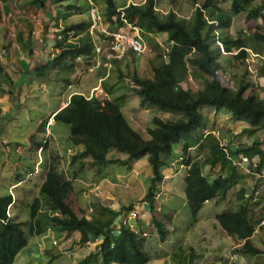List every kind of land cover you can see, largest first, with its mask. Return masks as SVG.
Instances as JSON below:
<instances>
[{"label":"trees","instance_id":"16d2710c","mask_svg":"<svg viewBox=\"0 0 264 264\" xmlns=\"http://www.w3.org/2000/svg\"><path fill=\"white\" fill-rule=\"evenodd\" d=\"M56 3L71 0H54ZM198 6L195 9L192 21L187 23L173 10L162 15L156 8V0H146L145 4H130L124 6V17L130 24L140 29V35L156 36L162 38L169 46L165 53L160 41L148 43L154 46L155 57L150 61V69L147 74L136 72L134 77L124 76L129 74L131 62L123 60L119 63L120 76L134 80V87L143 103L156 105L160 110L180 115L176 119L164 120L154 117V126L145 129L133 126L128 114L118 104L113 105L106 98L93 96L88 98L83 94L75 93L71 96L66 107L60 110L54 121L61 122L70 127L69 138L75 145H82L83 150L76 155L81 159L91 158V163L101 172L110 161L127 164L143 157L148 158L152 172L151 184L142 201L150 203L154 209V197L160 190V184L164 179V170L173 166L172 159L178 146L183 153L188 154L189 140L204 134L205 123L208 117L203 110L227 109L237 119L246 121L249 126L244 130L247 136L264 130V97L257 93L255 84L247 80L246 76L235 75L234 84L230 78L233 74L221 63L220 51L213 49V44L222 43L223 47L233 60H247L250 50L255 51L258 57H264V6H254L246 10L243 3L249 0H229L231 8H224L218 0H190ZM40 6L45 0H31ZM106 16L112 19L120 14L114 0H105ZM4 9L9 11L7 3ZM72 6V5H71ZM246 11L248 18H262V25L249 36L230 38L219 33L230 26L232 18ZM1 19V8H0ZM119 25L123 21L119 19ZM87 22L71 23L64 29L65 33L75 32L79 38L75 42H69L65 36L57 41L59 53L42 72L48 73L62 65L69 57L72 60L78 55L91 54L93 44L86 33ZM218 36V42L216 37ZM150 40V39H149ZM263 43L262 48H257L251 41ZM164 45V44H163ZM254 49V50H253ZM126 62L124 67L123 63ZM191 71V72H190ZM223 73V76L220 74ZM40 72V74H41ZM131 72V71H130ZM201 72V73H200ZM124 73V74H123ZM135 73V72H134ZM199 79L204 75L210 77V82L205 86H185L188 76ZM230 76L229 78L227 76ZM258 77L264 94V59L259 68ZM227 78V79H226ZM119 108H118V107ZM202 147L209 148L211 156L205 160L206 165L212 168L221 165V170L210 181L203 173L201 163L193 161L192 157L186 158L188 168L184 178L185 197L196 221L205 202L217 198L218 203L225 200L229 191L237 184H244V175H239V170L231 159L243 155L256 157L258 174H264V138L256 139L251 145L225 149L221 138L209 135ZM110 150H118L126 153L127 158H109ZM53 157V156H52ZM171 159V160H170ZM189 166V167H188ZM68 171V170H67ZM68 173V172H67ZM70 173V172H69ZM225 173V174H224ZM64 171H60L57 160L50 161L46 179L40 187L39 196L31 201V221L27 232L24 223L14 221L8 214L9 205L12 203V195L0 196V264H13L19 252L28 244V237L34 232L42 233L44 227L51 225L56 230L65 234L79 232L82 236H99V254L103 264H146L149 262L148 254L144 251L138 240V235L129 228H125L120 236L111 234L110 226L114 220L122 215V212L114 210L110 206H102L106 212L105 217L80 216L70 203L73 191L72 182L68 180ZM248 185H244L239 191V201L244 203L238 210H229L217 214L219 224L229 234L243 240L238 248L239 253L256 256L263 253L262 248L256 246L251 237L255 234L259 214L251 206H248L246 193ZM51 208L54 214L51 218L42 219L39 215L42 205ZM133 207L130 205L128 208ZM108 213V214H107ZM153 223L158 229L161 240H165L168 230L162 221L153 217ZM71 250V248H68ZM184 251V250H183ZM88 258L77 264H86Z\"/></svg>","mask_w":264,"mask_h":264},{"label":"crops","instance_id":"0c3cea01","mask_svg":"<svg viewBox=\"0 0 264 264\" xmlns=\"http://www.w3.org/2000/svg\"><path fill=\"white\" fill-rule=\"evenodd\" d=\"M3 1L8 5L9 11L6 13H9L11 15L9 2L20 1V0H3ZM22 1L25 2L26 4H30V3L33 4L31 0H22ZM76 1L77 0H71V1L56 3L54 0H46L45 2H42L41 5L39 6L40 8L39 12H42L43 14L37 13L41 17V22H39L37 25L40 27H39V32L37 31L36 35H33L31 33L33 28L32 27L33 21L30 18L31 14L30 15H27L25 13L21 14L20 12L22 10H17V13L13 14V16H16V20L12 19V23L0 25V139L1 140L3 139V141L8 142L7 145L4 144L3 142H0V188L2 187L5 189L8 188L9 193L13 197L12 203L9 205V216L13 208H26V206L28 205L31 206V201L33 200L31 198L33 197V195L39 196L40 187L46 179L47 171L49 169L50 154L49 151H44L46 145H42L41 142L35 138L36 132H39L40 130L44 131L47 124H51V126H55L56 122H54V117H53L54 114H56L59 110H61L62 108H64V106L67 105L73 94L82 92V91H72L75 85L74 83L80 82L83 78L80 77V74L76 73V77L73 78L74 79L73 81L70 80L69 77L68 78L65 77L63 79L62 73H64L66 69L67 70L71 69L72 71H76V69H80L83 71L86 69V66L83 63L76 62L74 59L72 60L71 58L68 57L62 65H60L55 69H51L48 73H46V70H43L42 72L40 71V69H45L48 66V64L52 62L54 57L59 53L60 49L59 47H57L58 40H62L65 36L68 37L69 42H75L78 40L79 34L75 32H70V33L64 32V29L67 25L71 23L81 22L82 19H84V10L79 14L75 13V9L82 10L78 2ZM95 1L97 2V0ZM86 2L88 5L87 13H89L90 4L88 0H86ZM156 3L158 4V2ZM9 30L10 32H12V36H9ZM161 45H163V43H161ZM129 59H131V56L127 57L125 60L127 61ZM98 71L100 75L99 80L100 82L102 81V83H98L95 86L92 85L90 87L89 92L85 91L86 96L87 94L92 95L93 90L97 89L98 86H101V84L102 86H104L103 83L105 84V80L107 79V77L109 78L110 76L109 74L108 75L106 74V71L104 69ZM102 72L104 74L103 76H101ZM84 74L85 73L81 75ZM53 80H61L62 85L58 83V85L55 86L54 88L51 87V82ZM70 84H72L71 88H69ZM100 88L97 89L98 90L96 91L97 94L104 92V89L102 88L100 89ZM16 93H18V96L15 95ZM50 94H54L55 97L52 98L51 96L50 98ZM32 101H36L34 103L37 109H42L45 106V104H46L45 107L48 109V111H46L45 114L41 115V117L38 118V122L35 126H33V124H28L27 119H29V117L26 116L24 113L25 112L24 109L28 104L30 105ZM54 102L56 104L52 107V103ZM28 110L31 111L30 109ZM21 116H23L22 120H21ZM24 117H27V119L24 120L25 119ZM23 120L26 121L27 124H23L22 122ZM245 123H246V127H248L249 124L247 122ZM26 125L28 126L27 129L28 132L25 133L24 136L22 133H20L19 135V130L22 129V127H25ZM51 133L52 135L54 134L55 136H58L57 139L59 138V136L60 138L62 136L61 133L57 132V130L55 131L54 129L53 130L51 129ZM208 134L207 135L201 134V136L189 140L190 146L188 150V156L190 153H192V150L194 149L196 150L195 146L199 148L201 147L200 150L199 148L197 150L198 156H196V160L202 157L204 158L203 161H205L207 158L211 156V152L209 148H207L206 146L202 147L203 145H205L204 142H206L205 139L208 136ZM242 134L244 135V133ZM250 138L255 139L254 135L248 136L249 141L246 140V142L243 141L245 140L243 138V140L241 141L242 143L239 142L237 148L251 145L252 142H254L255 140L252 139L250 141ZM21 139H23V141H21ZM229 145L231 146V144ZM7 146L9 147V150H7L8 148ZM178 147L182 149L181 146ZM83 148L84 147L82 145H77L73 150L77 152V149H80L82 151ZM177 149L179 148H176L175 152L181 150V149L179 150ZM231 149L235 150V148L232 147ZM68 150L69 148L67 149V151ZM43 152H44V158L42 159ZM70 155H75V154H67L68 159H69L68 156ZM244 156L249 158L247 162L242 161V158ZM244 156L240 158L237 155L231 158L236 164V166L240 165L243 170L242 172H245L246 179L244 178L245 180H243L244 184L243 185L237 184L236 186L242 188L245 184L248 185L249 190L246 193V198L248 197V200H244V201L245 202L248 201V206L249 207L252 206L254 208L255 205L251 204V198L254 196V191L255 193H258L257 189H259L258 188L259 186L257 185L260 181H264V176L258 174L255 171L257 165V160L255 159V157L253 158L248 155H244ZM174 159L175 157L172 159L173 163H175ZM62 160L65 163V160L64 159ZM202 165L204 168L203 171H205L206 175H208V179L210 181L214 179V178L212 179V176H210V174L213 172V176L215 177L218 171L221 170L220 168V170L216 171V167H218V165H216L213 168L210 165H206L204 163H202ZM239 168L240 167H238V170ZM69 170L70 167H68V173ZM132 170L133 173H135V175H139V173L134 171L133 167ZM176 171H179V169L177 170L176 164H173L172 167L166 168L164 170L165 176L161 184L162 183L164 184L165 182L170 183V179L175 180L176 177H178L179 175L177 174ZM214 171H216V173ZM102 172H104L103 169L101 173ZM239 172L241 171L239 170ZM130 173L132 174V172ZM251 175L255 177L254 181H252L253 176ZM184 178H185V174L183 175V182H184ZM80 179H81L80 176L76 177L75 174L71 178L70 177L68 178V180L71 182H73L74 180L80 182L81 181ZM121 179L122 178H120L119 174H117L116 180L110 179L109 177H107V175L102 176V174H100L99 177H97L96 181H91L90 183H96V184L99 183L100 185L104 184L102 188L106 195V199L104 198L105 200H103L102 198L93 197V199H95L93 205L94 203H100L102 206H107L108 205L107 203L110 204L112 202L113 206H115L114 210L116 211L120 210L122 212V215L114 220L115 223L114 227L116 228L117 237L120 236L122 231L125 229L123 225V220L125 219L124 214H128L131 211L138 212L137 217L131 218L129 222L135 224L136 229L139 231V234H137L138 240L140 241L141 244L143 241L142 247L144 251L148 254V257L150 259L147 264H153L152 262L154 261H156L157 264H170L174 261L177 263L182 262L183 264H185V261H187L189 264H197L199 260H202L204 264H227V260L225 257H222L221 260L213 259L212 258L213 254L210 251L212 249L214 250L223 240L231 244L233 248L236 247L237 250L240 246L243 245L244 243L243 240H240L239 238H235L234 235L229 234L219 224L218 220L216 219L218 213H215L214 215H211L210 213L200 215L199 213L198 219L194 222L195 226L193 228V229L198 228V230L200 231V233L198 234L199 239L198 241L197 240L193 241L189 237L190 235L189 231L185 233V229L180 225L181 223L180 215H179L180 211L177 208H175L174 205L171 206L169 204L171 199H173L174 196H177V194H175L176 191L173 192V190H169V189L166 190L164 186L161 187L160 184V188H159L160 191L156 193L157 194L156 197L158 196L156 199L157 200L162 199L161 202H163V204L160 203V206L162 208H156L155 206L154 208L155 210H152L151 208L149 210L148 208L145 207H147L150 203L142 201L141 199L138 200L139 196L134 194V190L136 192L137 188L140 186L139 183L142 182L137 180V183L134 184L135 189H132L131 187V185H133L132 183H129L128 185V180L125 181V179L123 180ZM167 179H169V182L167 181ZM6 181H8V183H6ZM125 182H127V186H124ZM86 183L87 182H84L85 187L88 184H90V183L88 184ZM25 185L28 186L26 187ZM241 188H239V190H241ZM30 191L32 196H29ZM9 193H3L0 194V196L8 195ZM211 200H213L216 205L219 204L217 198H213ZM207 202H205V204ZM126 203H128L127 206ZM184 204L188 205V201L186 198L185 201H183V205ZM243 204L244 203H242V201L238 200V206L241 207V205ZM130 205H133V207L128 208ZM42 208H46V206L43 204L41 206L40 212L42 211ZM90 209H92V212L89 213L87 217L100 216L104 218L107 212L104 209L101 210L99 208V205L90 207ZM55 214L58 213L56 212ZM153 217H156L157 219L162 221L163 224L166 226L168 230V234L166 235L165 240H161L158 229L153 223ZM10 218L13 219V216H10ZM191 227H193V225ZM52 229H53L52 233H54L56 236H59V240L57 241V243L59 244L58 245L54 244V241L56 240L53 239V245L55 246V249L45 248L47 249L46 254L50 256L52 259L58 257L59 261L61 260L62 257H65V259L72 258L71 261L68 260L69 262L60 261L58 264L60 263L77 264L79 262H82L85 258H88L89 260L86 264H103L102 257L98 253L99 243L101 242V239L99 240V242L93 241L91 247L88 248L81 247L80 251L73 256L72 249L70 251V249L62 250V248H70V247L73 248L75 247L74 246L75 243H78L79 240L83 238L93 239V236L88 235L84 237L79 232H74L68 235L56 230L55 228ZM257 231L258 228L256 232ZM255 234L251 237V240L256 246H258L255 241ZM34 235H31V237H33ZM50 236L52 237V234L51 232H48V235H46L45 237L49 238ZM144 239H146L145 242ZM166 243H170V246H166L165 245ZM201 244H207L210 247H208L206 251L203 248L199 249L198 246ZM150 248H152L154 251L149 253L148 249L152 250ZM177 248L181 249L180 251L181 253L183 250L186 251L187 253L192 252V258L190 259V261H189L190 256L188 258H185L184 256L178 253L174 254L173 258L170 260L171 252L174 249L177 250ZM188 248H190L191 250H188ZM209 253H210V258H209ZM39 256L40 254L38 255V257ZM247 256L251 258V257H256L258 255L256 256L247 255ZM235 259H238V254H234V260ZM242 261L247 263L245 259L241 260L240 263L237 260L236 262L235 261H231V262L232 264H241Z\"/></svg>","mask_w":264,"mask_h":264},{"label":"rangeland","instance_id":"374dc122","mask_svg":"<svg viewBox=\"0 0 264 264\" xmlns=\"http://www.w3.org/2000/svg\"><path fill=\"white\" fill-rule=\"evenodd\" d=\"M79 1L77 0L76 2H78L79 6L82 8V10L81 9H75V13L79 14L80 12H82L84 10V19H82V21H84V20H87L86 17H89V13H87L88 12V5H87L86 0H81L80 3H79ZM114 1H115L116 5L119 7H122L129 2V0H114ZM218 1H219L220 5L223 6L224 8H228V9L231 8V1H229V0H218ZM157 2H158L159 12L162 15L165 12H167L168 10H174L176 13H178V16L180 18L186 20L187 23L192 21V18H193L194 13H195V7L197 6L190 0H157ZM96 3L98 6L102 7V10H104V11L107 10L105 0H97ZM243 5L246 8V10H249L254 6H260V5L264 6V0H249V2H247V1L244 2ZM9 6H10L11 15L9 13H6V10L4 9V1L0 0V8L2 9L1 10L0 25L12 23V19L16 20V16H13V14L17 13V10H22L20 12L21 14H24V13L27 15L31 14L30 15L31 19H33L34 15H37L39 18V22H41V17L39 16V14H43V13L39 12L40 11L39 6H35L31 3L26 4L22 0L14 1V2L10 1ZM29 7H30V9H29ZM33 8H34V10H33ZM37 13H39V14H37ZM260 25H262V18L261 17H258L255 19H250V18H248L247 12L244 11L241 14L233 17L231 25L226 27L223 30V32L220 31L219 33L224 34V36H229L230 38L235 39V38H238L240 36H244V37L249 36L251 33L257 31V29ZM32 27H33L32 29H35L39 32L40 26L32 25ZM128 30H130V29H128ZM9 36H12V32H10V30H9ZM142 37L146 41H148L149 43H154L157 40L160 41L161 43H163L164 45H162V46L165 50L163 52H165V53L169 50L168 44L166 42L162 41V38L156 39V36H154L153 34L148 35L147 37H145V36H142ZM216 39L218 42V36L216 37ZM251 42L257 48L263 47V43L259 44L258 43L259 41L254 40ZM217 46H218V49L221 53L219 60L227 68V71H229V74H230V72L232 74L234 73L233 78L232 77L230 78L231 82H233L232 85L234 84V80H235L234 77L236 74L239 76H246L248 81H251L255 84V88L257 89V93L260 94L262 97H264L263 90L261 87L262 86L261 81L259 80V77H258L259 68L263 65V59H264L263 56H262V58L258 57L257 53L255 52L257 50L253 49L254 51L250 50L249 58H247V60H245V61L237 60V61L231 62L233 60V57L231 54L228 53V51L225 50L222 43L213 44V49L215 51H218ZM152 47H154V46H152ZM155 54L156 53L154 51L152 54L143 53L141 56H135V55L131 56V59H129V60H131L130 61L131 66H130V69H127V70H129L128 71L129 74L128 75L125 74L124 76L134 77V75H132V74H136V72L139 73V70L142 71L143 68H146L145 71H142L143 75L147 74L146 73L147 68H148V70L150 69V61L154 59ZM123 65L125 67L126 62H124ZM81 72H82V70H80V69H76V71H72L71 69H68V70L66 69L65 72L62 73L63 79L65 77H67V78L69 77L70 80H73V81H74L73 78L76 77V73L80 74V77H83L80 82L74 83L75 85H74V88L72 89V91H82L86 95V92H89L90 87L92 85L95 86L98 83H102V81L100 82V80H99V78H100L99 71L87 72L84 75H81ZM119 72H120V70L118 68H114L110 72H108L110 76H109V78L107 77V79L105 80V84L103 83L104 86H102V84H101V86H99L102 89H104V92L94 94V95L96 97H99V98H106V99L110 100V102L113 105L118 104L121 107V109L124 112H126V114H128V116L131 119V122H132L134 127H136V128L142 127L145 129L148 126H154V122H153L154 117H160L164 120L176 119V118L180 117V115L173 114L171 112L162 111L156 105H153L151 103H143L142 97L140 95H138V93L135 90L136 87H134V85H135L134 80H132L131 78L121 77ZM72 73H74V74H72ZM106 74H107V72H106ZM220 74L223 76V73L221 71H220ZM103 75L104 74L102 72L101 76H103ZM188 77H189L188 81L184 83L185 86H193V87L197 88L198 85L203 87V86H205V83L210 82V77L206 76V75H204L203 77H201L199 79H195V77L193 78L192 75H190ZM227 77L229 78L230 76L228 75ZM61 80H53L51 82V87L54 88L55 86L58 85V83L60 85H62ZM50 93H51V91H50ZM54 93H56V92H54ZM57 95H59V94H57ZM51 96H52V98L55 97L54 94H50V98H51ZM87 96H89V94H87ZM34 102H36V101H32L30 103V105L28 104L26 106V108L24 109L25 115L29 117V119H27V117H24L25 118L24 120L27 119L28 124H33V126H35L37 124L38 118L41 117V115L45 114L46 111H48V109L45 107L46 106L45 102H44L45 106L43 105L44 107L42 109H37ZM55 104H56L55 102L52 103V107ZM28 109H30L31 111H29ZM203 111L208 116V122L205 123V126L203 128L204 134L207 135L209 133L208 136L209 135H215V136L221 138L223 146L225 148H227L228 150H232L231 147L235 148V150H236L237 145L239 144V142H241L243 140V138L245 139L243 141H245V142H246V140L249 141L248 136L247 135L245 136V133H244V130L247 128L246 123H245L246 121L243 122V120L237 119L236 116L232 115V113L230 111H228L227 109H221V110L212 109V110H207V111L203 110ZM22 117L23 116H21V120H22ZM24 120L22 121L23 124H27V122ZM54 122H56V121H54ZM27 129H28L27 125L25 127H22V129L19 130V135H20V133H22L24 136L25 133L28 132ZM49 129H52V130L54 129L55 131L57 130V132L62 134L61 138L59 136V138L57 139L58 136H55L54 134L52 135V133L49 132ZM242 133H244V135ZM69 134H70V127L68 125L61 123V122H56L55 126L49 125L48 127H46L44 129V131L40 130L39 132H36L35 138L38 139L42 145H46L44 151H49V154H50L49 164H50L51 159L53 158L54 161L57 160V163H59L60 171H64L68 178L69 177L71 178L74 174L76 177L80 176V178H81L80 182L75 181V180L72 182L73 191H72V194L70 196V203H72V206L76 209L77 213L80 216H82L84 214L86 216H88V214L92 212V209H90V207H94L97 204V203H94V205H93V202H95V199H93V197L102 198L103 200L106 199V195H105L103 189H102V191L98 192V195H92V193H90V192L86 193V191L88 190L87 187H89L88 183H90L91 181H96L97 177H99L100 174H102V176L107 175V177H109L110 179H114V180H116L117 174H119L120 178H122L121 180H123V179H125V181L128 180V185H129V183L133 184V185H131L132 189H135L134 184L137 183V180L141 181L142 183H139L140 186L137 188V191L135 192V190H134V194L139 196L138 200L139 199L142 200V198L145 196V194L149 190V187L151 184V179L153 176L152 172H151V168H150L149 163H148L147 157H143V158L135 160V161H129L127 164H124L121 161H119V162L110 161L107 165H105L103 167L104 172L98 173L96 167L93 166V164L91 163L90 158L81 159V158H79V156H81V155L76 157V155L81 152L80 149H77V152L72 151V154H75V155H70V156H68L69 159L67 158V154H68L67 149L68 148L75 149L74 143L69 138ZM254 137H255V139L250 138V141L252 139L256 140L259 138H264V130L261 129L260 131H258L256 134H254ZM21 141H23V139H21ZM61 142H62V144H61ZM204 144H206V143H204ZM229 144H231V146ZM263 147H264V145H263ZM177 148L181 149L180 147H177ZM195 148H196V150L195 149L192 150V153H190L189 156H191L193 158L192 159L193 161H198L199 163H201L202 169L204 170L203 165H202V163L205 162V161H203L204 158L201 157L200 159L196 160V156H198L197 150L199 147L195 146ZM179 149H177V150H179ZM200 149H201V147L199 148V150ZM174 155H175V159H174L175 163H173V164H176L177 170L179 169V171H176L177 174H179V175H178V177H176L175 180L170 179V183H167V182H165L164 184L162 183L161 187L164 186V188L166 190L169 189V190H173V192L176 191L175 194H177V196H174L173 199H171V201L169 202V204L171 206L174 205V207L180 211V214H179L180 215V221H181L180 225L185 229V233H187L189 231V234H190L189 237L193 241H196V240L198 241V239H199L198 234L200 233V231L198 230V228L193 229L195 226V223H194L195 221L193 219L192 212H191V210L187 204L183 205V201H185V198H186L185 197V187L186 186H185V183L183 182V175L185 174V176H186V174H187L188 168L186 167V164H187L186 158L189 156H188V154H184L182 149L178 152H175ZM240 156L241 155H239V153H238V157H240ZM113 157L119 158L120 160H122V159L127 158V154L120 152L118 150H110L109 151V158H113ZM43 158H44V152L42 153V159ZM194 158H195V160H194ZM62 159L65 160V163L63 162ZM255 159H256V157H255ZM239 160H241V159H239ZM68 162H69V164H68ZM68 167H70V170H69L70 173H67ZM132 167H133L135 172L139 173V175H135V173H133ZM237 167H240L239 170L241 172H239V175L242 174L245 176V172H242L243 170H242L241 166L237 165ZM220 168H221V165L218 164V167H216V171L220 170ZM216 171H214V172L216 173ZM130 172H132V174ZM203 173L206 175L205 171H203ZM210 176H212V179L214 178L213 172L210 174ZM251 176H253V175H251ZM207 177H208V175H207ZM12 178H13V176H12ZM245 179L243 178V180H245ZM261 179H263V178H261ZM114 180H112V181H114ZM254 180H255V177L253 176L252 181H254ZM8 181H6V183H8ZM167 181L169 182V179H167ZM84 182H87L86 184H88L86 187H85ZM97 184L100 185L99 183H97ZM77 185H79V186H77ZM25 186L27 187L28 185H25ZM100 186L103 187L104 184H101ZM124 186H127V182H125ZM257 186H259L258 187L259 189H257L258 193H255V191H254V196L251 198V204L255 205L254 209L256 210V212H258L261 215V214H264V187H262V186H264V181H260ZM257 186H256V188H257ZM239 188H241V187L235 186L234 188H232L229 191L227 198L225 200L219 202L218 205H216L213 200L208 201L204 205L203 209L200 211V215L208 214V213H210L211 215H214L215 213L220 214V213L227 212L229 210L240 209V206H238L239 191H240ZM35 190H36V188H35ZM3 193H9L8 188H6V189L3 187L0 188V194H3ZM29 196H32L31 191H30ZM35 196L36 195H33V197L31 199H33ZM157 197L155 196L154 200H153L154 201L153 203H155L154 208H155V206H156V208H162L160 206V203L163 204V202H161L162 199L160 197L161 200H159V199L157 200L156 199ZM107 204H108V206L115 208V206H113L112 202L110 204L109 203H107ZM127 204L128 203H126V206H127ZM145 208H148L150 210V208H151L150 204ZM12 210H11L10 216H13L14 221L24 223L25 229L28 232L29 227H30V221H31V207L28 205V206H26V208H13ZM55 213L56 212H53V210H51V208H47V205H46V208H42V211L39 213V215L42 219H48V218H51V216ZM8 214H9V209H8ZM192 225H193V227H191ZM52 228L53 227H51V225H47L46 227H44V230L42 233L34 232L35 235L33 237H31V235H30L28 237L27 246L24 247V249H22L19 252V254L16 257V260L13 264H58L60 261H65V262L71 261L72 258H66L65 259V257H62L61 260L59 261L58 257L52 259L50 256H48L46 254L47 249H45V248L55 249V246L53 245V239L56 240V241H54V242H56V245L59 244V243H57V241L59 240V236H56L54 233H52V230H53ZM257 228H258V231L255 234V241H256V244L260 248H262V250H263L262 254H260L256 257L250 258L247 255L239 253L236 247L233 248V246L231 244H229L223 240L219 243V245L214 250L212 249L210 251L213 254L212 258L221 260L222 257H225L227 260V264H232L231 261L236 262V260L240 263L241 260H243V259H245L247 261V263L242 261L241 264H264V215H262V217L259 218ZM48 232H51L52 237H54V238H52L51 236L49 238L45 237L46 235H48ZM140 237H141V235H140ZM87 239L88 238H86V239L83 238V239L79 240L78 243H75V245H74L75 247L72 248L73 256L80 251L81 247L88 248V247L92 246V245L85 246V241ZM145 241H146V239H144V242ZM142 245H143V241H142ZM165 245L170 246V243H166ZM208 247H210V246L207 244H201L198 246L199 249L203 248L205 251L207 250ZM150 249H152V248H150ZM188 250H191V249L188 248ZM148 251L150 253L154 250L148 249ZM180 251H181L180 248L179 249L177 248V250L174 249L172 252L170 251L171 252L170 260L173 258L174 254L178 253V254H181L182 256H184L185 258H188L190 256L189 257V261H190V259L192 258V252L187 253L186 251H182V253H181ZM39 254H40V256L38 257ZM67 254H69V253H67ZM234 254H238V259L234 260ZM155 255H156V253H155ZM209 258H210V253H209ZM156 260H157V257H156ZM152 263L157 264L156 261H154ZM201 263L204 264V262L202 260H199L197 262V264H201ZM60 264H63V263H60ZM170 264H183V263L182 262L177 263L174 261ZM185 264H189V263L187 261H185Z\"/></svg>","mask_w":264,"mask_h":264},{"label":"built area","instance_id":"2783aa9c","mask_svg":"<svg viewBox=\"0 0 264 264\" xmlns=\"http://www.w3.org/2000/svg\"><path fill=\"white\" fill-rule=\"evenodd\" d=\"M88 1L91 5L89 33L94 43V53L87 57H83L81 55L77 56V61L84 62L89 65L88 71L93 72L101 68H106L109 72L112 69L116 68V66L120 62L131 56V54L139 56L143 53L152 51L149 43L145 41L138 33H132L131 30H128V28H136L133 27L129 23L128 19L124 17L123 12L115 15L112 19H107L104 12L100 10V8L95 4L94 0ZM145 2L146 0H130L129 3L144 4ZM166 13L168 12H165V14ZM119 19L123 21L122 25L118 24ZM32 21L33 25L37 26L39 23L38 16L34 15ZM32 33L36 35L37 30L32 29ZM69 87H72L71 84L69 85ZM0 142H3L6 145L8 144L7 141H3L1 139ZM7 150H9V147L7 148ZM248 160L249 158L246 156L242 158L243 162H247ZM88 186L89 187H87L88 190L86 191V193L90 192L93 195H98V192L102 191V187L98 184L91 183ZM124 215L125 219L123 220V224L129 225L131 228H136V225L130 223L129 221L131 218H136L138 212L131 211L128 214ZM114 226L115 224L111 226V231L112 233L116 234V228Z\"/></svg>","mask_w":264,"mask_h":264},{"label":"clouds","instance_id":"9594fccd","mask_svg":"<svg viewBox=\"0 0 264 264\" xmlns=\"http://www.w3.org/2000/svg\"><path fill=\"white\" fill-rule=\"evenodd\" d=\"M137 1V0H136ZM89 2V1H88ZM94 2H95V4L97 5V3H96V1L94 0ZM129 2H130V0H129ZM127 3V5H124V6H129L130 4H132V3ZM156 2H157V0H156ZM89 4H90V2H89ZM138 4H140V3H138ZM145 4V3H144ZM134 5H136V4H134ZM91 6V5H90ZM98 6V5H97ZM124 6L123 7H120V9L118 10L119 12H123V10H124ZM197 6H198V4H197ZM196 6V7H197ZM99 8H100V10L101 11H103L104 12V14H105V16H106V11H104V10H102V7H100V6H98ZM119 7V6H118ZM196 7H195V9H196ZM156 8H157V10L159 11V7H158V4L156 3ZM170 11H172V10H168L167 12L169 13ZM174 11V10H173ZM175 12V11H174ZM168 13H166V14H168ZM176 13V12H175ZM165 13L163 14V15H166ZM177 15H178V13H176ZM118 15V14H117ZM89 18H90V8H89V17L88 18H86L87 20H84V22H87L88 23V27L86 28V33L89 35V38H90V40H91V43L93 44V50H92V52H91V54H88V55H81V56H83V57H87V56H89V55H92L93 53H94V43H93V41H92V38H91V35H90V33H89V24H90V22H89ZM106 18H107V16H106ZM108 19V18H107ZM82 22V21H81ZM130 23V22H129ZM134 27V26H133ZM136 29H130V28H128V29H130V30H132L133 32L132 33H138L139 35H140V29H138V27H135ZM33 34V33H32ZM34 35V34H33ZM80 36V35H79ZM141 36V35H140ZM142 37V36H141ZM143 38V37H142ZM144 39V38H143ZM145 40V39H144ZM146 41V40H145ZM219 44H220V42H219ZM150 45V44H149ZM147 53H149V52H147ZM134 54H131V56H133ZM79 56V55H78ZM139 56H141V55H139ZM75 61L76 62H79V61H77V57L75 58ZM81 63H83L85 66H86V69L85 70H83L82 72H81V74H83V73H87V72H92V71H88V67H89V65L87 64V63H84V62H81ZM118 67V65L116 66V68ZM101 69H104L106 72H107V75L109 74L108 73V71H107V69L106 68H101ZM101 69H99V70H101ZM96 71H98V70H96ZM96 71H93V72H96ZM110 72V71H109ZM71 86H72V84H71ZM69 88H71V87H69ZM100 87L98 86V88L97 89H99ZM97 89H94L93 90V94L91 95V94H89V96H87L88 98H91V97H93V96H95L94 94H97L96 93V91H98ZM78 94H83L82 92H80V93H78ZM16 96H18V93H16L15 94ZM83 95H85V94H83ZM86 96V95H85ZM69 103V102H68ZM68 103H67V105H68ZM66 105V106H67ZM66 106H64V107H66ZM63 109V108H62ZM61 109V110H62ZM60 111V110H59ZM58 111V112H59ZM57 112V113H58ZM56 113V114H57ZM55 114V115H56ZM54 115V116H55ZM53 116V117H54ZM49 125H51V124H47V126L46 127H48ZM49 132L51 133V129H49ZM75 146H77V145H75ZM41 151V150H40ZM72 151H74L72 148H69V150H68V154H72ZM77 154V153H76ZM189 167V166H188ZM263 176V175H262ZM103 189V188H102ZM93 195V194H92ZM115 223L113 222L112 224H111V226L112 225H114ZM124 225V224H123ZM111 226H110V231H111ZM124 227L125 228H129V229H131L132 231H134L136 234H139V231L136 229V228H131L129 225H124ZM111 234H113L114 236H116V234L115 233H112V231H111ZM144 235H146V234H144ZM117 237V236H116ZM101 238L99 237V236H94L93 237V239H90V238H88L86 241H85V246H87V245H91L92 244V242L93 241H95V242H99V240H100ZM55 243V242H54ZM56 244V243H55ZM71 248V247H70ZM63 249H68V248H62V250ZM72 249V248H71ZM71 251V250H70ZM147 264V263H146Z\"/></svg>","mask_w":264,"mask_h":264}]
</instances>
